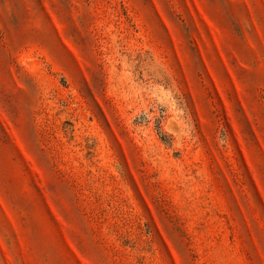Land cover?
Instances as JSON below:
<instances>
[{"label": "rangeland", "instance_id": "obj_1", "mask_svg": "<svg viewBox=\"0 0 264 264\" xmlns=\"http://www.w3.org/2000/svg\"><path fill=\"white\" fill-rule=\"evenodd\" d=\"M0 264H264V0H0Z\"/></svg>", "mask_w": 264, "mask_h": 264}]
</instances>
